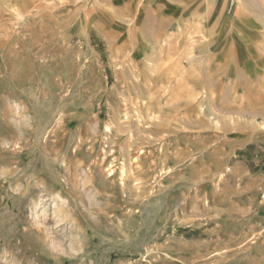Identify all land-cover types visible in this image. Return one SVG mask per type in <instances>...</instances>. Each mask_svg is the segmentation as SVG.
<instances>
[{"label":"rangeland","instance_id":"1","mask_svg":"<svg viewBox=\"0 0 264 264\" xmlns=\"http://www.w3.org/2000/svg\"><path fill=\"white\" fill-rule=\"evenodd\" d=\"M217 1L0 0V264H264V34Z\"/></svg>","mask_w":264,"mask_h":264},{"label":"bare ground","instance_id":"2","mask_svg":"<svg viewBox=\"0 0 264 264\" xmlns=\"http://www.w3.org/2000/svg\"><path fill=\"white\" fill-rule=\"evenodd\" d=\"M203 7V6H202ZM214 18L217 16V17H220L221 15L218 13H215L214 15ZM226 21H225V24H224V26H228V25H230L229 23H231V20L230 19H228L227 17H225L224 18ZM131 22H133V21H131ZM133 23H135V22H133ZM138 25H140L141 24V22L140 21H138V23H137ZM137 24H135V26H133V27H130V26H128V31H127V35H124V36H122L123 37V40H124V44L122 45L123 47H121L120 49H123V50H128V52H129V57H130V59L133 61V59L137 56V55H139V52L141 51V50H143V49H145V48H147L146 46L147 45H149L150 46V48H152V50H156L155 48H158V49H164L165 47H166V41H165V39L163 38V36H161L160 34L161 33H159V32H157V31H154L153 33H150V35H149V33L146 31H143V28H142V30H140V28H137ZM142 27L144 26L143 24L141 25ZM148 30V29H147ZM150 30V29H149ZM163 32V31H162ZM218 32V31H217ZM146 33H148V35L149 36H147V34ZM144 34H146V35H144ZM217 34H219V33H217ZM237 36V35H236ZM235 36V37H236ZM238 37V36H237ZM237 40H239V39H237ZM117 41V40H116ZM236 42V41H235ZM238 42V41H237ZM236 42V43H237ZM238 46H240V44L238 43L237 44ZM249 45V44H248ZM115 46V45H114ZM201 49L203 50V48H200V51H201ZM127 52V51H126ZM241 54H243L242 52L240 53V55ZM239 55V56H240ZM127 56V55H126ZM201 56H199V58H200ZM146 58H147V56H146ZM239 59H240V57H239ZM245 60V59H244ZM255 60V59H254ZM204 60H203V58H200L199 59V64L201 65V66H203V68L204 69H206V72H208V67L207 66H205L202 62H203ZM222 62V61H221ZM256 62V61H255ZM149 63H151L150 62V59L149 58H147V61H146V63H145V65H147V67L146 68H148V70H150L151 71V69L153 70V66L151 65V64H149ZM153 63V62H152ZM248 65L250 66V64H247V65H243V66H245V68H244V70L248 67ZM167 66H169V67H172V64H169V65H167ZM243 66H240V67H243ZM144 67V66H143ZM239 67V68H240ZM145 68V70H147ZM249 68V67H248ZM251 68V67H250ZM145 70L143 71H140V73L141 74H143L144 72H145ZM149 71V72H150ZM252 71H253V75L251 76V78H254L255 77V75L256 74H254L255 73V71H254V68H252ZM143 72V73H142ZM240 72H242V71H240ZM125 74H127V72H125ZM205 74V73H204ZM257 80V79H256ZM161 81H165L164 79L162 80L161 79ZM150 82H152V81H150ZM149 82V83H150ZM212 84H213V82H212ZM250 85V84H249ZM152 87L150 86V84H148V89H151ZM249 91H251L252 92V89L251 90H249ZM248 91V92H249ZM208 92V91H207ZM201 93V92H200ZM209 93V92H208ZM208 93L206 94V92H205V95H206V97L208 96ZM205 95H204V97H205ZM209 96H211V95H209ZM244 99V98H243ZM139 101H141L139 98H137V99H135V100H129V104H130V107H133V109H132V112H129V111H127V115L129 116V118H131V120L129 121V123L130 124H132V127L134 126H136V130H144L145 132L144 133H147V132H149V131H151L150 129H152V125H153V123L150 125V126H146L145 124H144V122H143V117H141L140 116V114H141V107L140 106H138L137 104L139 103ZM152 107V106H151ZM200 108V107H199ZM147 109H149V111L151 110V108H150V106H147ZM129 112V113H128ZM150 113V112H149ZM60 121V120H59ZM134 121L136 122V123H134ZM111 122V121H110ZM87 126H88V124H87ZM121 126H123V125H121ZM106 127V126H105ZM131 127V128H132ZM87 128V127H86ZM90 130V128H87V130ZM79 130V129H78ZM81 130V129H80ZM86 130V131H87ZM99 130V129H98ZM107 130H108V133L111 131V128H110V126L107 128ZM131 130V129H130ZM97 131V130H96ZM89 132V131H88ZM123 132V131H122ZM137 132H140V131H137ZM96 134H97V132H95ZM107 133V134H108ZM97 135H99V134H97ZM98 137V136H97ZM144 137V136H143ZM95 138V137H94ZM106 138V137H105ZM82 141H84V140H82ZM97 141H98V139H97ZM103 143H101L100 145H103L104 147H103V150L105 151V146H106V141H102ZM127 144H128V142H127ZM130 144V143H129ZM95 145V144H94ZM98 145V144H97ZM125 145H126V143H125ZM131 145V144H130ZM124 148V147H123ZM127 148V147H126ZM126 148H124L122 151L125 153L126 152ZM130 148V147H129ZM106 152V151H105ZM128 153V152H127ZM106 154V153H105ZM122 164V163H121ZM123 165V164H122Z\"/></svg>","mask_w":264,"mask_h":264},{"label":"crops","instance_id":"3","mask_svg":"<svg viewBox=\"0 0 264 264\" xmlns=\"http://www.w3.org/2000/svg\"><path fill=\"white\" fill-rule=\"evenodd\" d=\"M208 1L209 0H199L200 2L199 4H202L204 2L208 3ZM213 1H215V4L218 2L217 0H213ZM236 1H237L236 12L234 16H232V18L236 19L238 22L237 25L241 26V29L237 30V32L239 34L240 33L246 34L248 36L249 43H253V42L255 43L256 40L259 39V37L263 36L264 34V0H236ZM184 3L185 4L190 3V0H184ZM238 3H240V5ZM205 5L207 6V4ZM258 42L259 41H257V43Z\"/></svg>","mask_w":264,"mask_h":264}]
</instances>
